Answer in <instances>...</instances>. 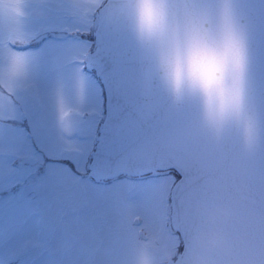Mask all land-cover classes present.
<instances>
[{
	"label": "rangeland",
	"instance_id": "obj_1",
	"mask_svg": "<svg viewBox=\"0 0 264 264\" xmlns=\"http://www.w3.org/2000/svg\"><path fill=\"white\" fill-rule=\"evenodd\" d=\"M26 13L21 51L32 87L16 104L0 103V264H126L134 230L128 205L174 256V176L140 183L119 176L109 185L79 176L106 106L103 82L84 66L95 16L83 15L76 0H28ZM57 89L78 113L71 138L53 118Z\"/></svg>",
	"mask_w": 264,
	"mask_h": 264
},
{
	"label": "water",
	"instance_id": "obj_2",
	"mask_svg": "<svg viewBox=\"0 0 264 264\" xmlns=\"http://www.w3.org/2000/svg\"><path fill=\"white\" fill-rule=\"evenodd\" d=\"M236 7L247 24L251 97L264 110V0H236ZM99 21L88 63L104 80L108 113L93 175L176 169L182 178L172 192V221L184 249L175 264L191 254L194 232L214 230L235 242L220 264H264V149L249 154L234 136L217 142L197 134L188 114L156 90L107 9Z\"/></svg>",
	"mask_w": 264,
	"mask_h": 264
},
{
	"label": "clouds",
	"instance_id": "obj_3",
	"mask_svg": "<svg viewBox=\"0 0 264 264\" xmlns=\"http://www.w3.org/2000/svg\"><path fill=\"white\" fill-rule=\"evenodd\" d=\"M76 2L82 5L83 15L98 16L108 10L113 26L138 56L156 90L168 104L188 114L189 126L197 134L217 142L234 136L239 147L249 154L264 149V110L258 109L251 97L247 24L236 7V0ZM150 2L159 5L164 13L159 30H150L141 20L142 5ZM27 3L28 0H0V103L6 105L22 100L32 87L28 58L21 51L28 43ZM197 30L199 38L209 43L219 41L225 32L234 40V65L230 66L228 82L231 83L234 76L238 103L225 116L210 104L202 90L191 87L187 80H179L175 74L176 55L185 52L189 43L197 38ZM52 103L55 123L67 137H73L77 111L64 102L58 89L53 93ZM69 145L76 149L71 139ZM125 212L133 226L142 220L134 206H126ZM225 216L227 218V214ZM234 243L222 230H214L210 235L194 232L192 252L185 264H220L231 256ZM126 264H172V253L166 250L158 230L141 224L134 227Z\"/></svg>",
	"mask_w": 264,
	"mask_h": 264
},
{
	"label": "snow or ice",
	"instance_id": "obj_4",
	"mask_svg": "<svg viewBox=\"0 0 264 264\" xmlns=\"http://www.w3.org/2000/svg\"><path fill=\"white\" fill-rule=\"evenodd\" d=\"M140 15L142 23L150 30L162 28L164 13L156 3L143 4ZM234 51V40L227 32L219 41L209 43L207 39L199 38L197 30V38L189 43L185 52L176 55L177 78L202 90L221 116L234 110L238 103L234 76L232 82H228L230 66L234 65Z\"/></svg>",
	"mask_w": 264,
	"mask_h": 264
}]
</instances>
